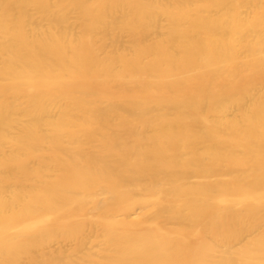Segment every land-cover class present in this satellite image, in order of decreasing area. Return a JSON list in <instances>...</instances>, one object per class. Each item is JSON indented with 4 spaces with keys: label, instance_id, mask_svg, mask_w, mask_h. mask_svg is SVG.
Listing matches in <instances>:
<instances>
[{
    "label": "bare ground",
    "instance_id": "obj_1",
    "mask_svg": "<svg viewBox=\"0 0 264 264\" xmlns=\"http://www.w3.org/2000/svg\"><path fill=\"white\" fill-rule=\"evenodd\" d=\"M0 264H264V0H0Z\"/></svg>",
    "mask_w": 264,
    "mask_h": 264
}]
</instances>
